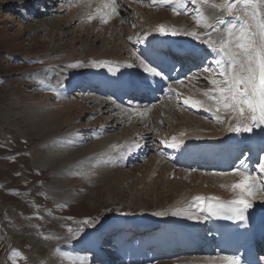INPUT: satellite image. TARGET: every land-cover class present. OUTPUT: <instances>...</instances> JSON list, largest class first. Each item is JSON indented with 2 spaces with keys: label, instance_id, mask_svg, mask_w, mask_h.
I'll use <instances>...</instances> for the list:
<instances>
[{
  "label": "rangeland",
  "instance_id": "obj_1",
  "mask_svg": "<svg viewBox=\"0 0 264 264\" xmlns=\"http://www.w3.org/2000/svg\"><path fill=\"white\" fill-rule=\"evenodd\" d=\"M33 1L0 0V264H49V254L52 251L59 252L58 247L62 248L65 243L76 241L78 234L91 228L102 231L111 223L118 221L139 219L146 212V206L150 207L147 212L152 213L158 203L151 199L162 195V192L156 191L140 173L132 172L134 164L145 166L146 160H142L141 165L140 161L132 164L133 160H130L123 169L116 167L112 170L111 166L104 162H99L97 166L95 158L103 154H100L99 150L98 153L92 152L97 139L92 137L93 132L90 130L81 131L86 139L75 144L77 145L75 148L81 151L82 155L77 152L70 158L60 157L59 152L58 164L50 167L54 152H50L47 142L44 141L47 139L51 141L53 137L41 138L39 136L41 134L33 130L32 118L28 116V112L31 111L28 110L29 105L36 106L38 101L33 100L34 96L42 95L51 75L56 88L67 78V74L64 73L65 61L72 53L74 57L71 64L83 60L86 52L81 50V43L86 48L94 47L100 51L106 49L107 44L105 46L103 34L101 40L96 41V37H93L87 41L85 34L88 31L83 28L84 26L81 28L78 22L74 21L66 30L67 21H73L70 8L73 4L70 5L65 0H53L54 5L49 10L41 6L35 20L29 18L26 10L23 16L21 3L30 6ZM215 2L222 1L209 0V3ZM138 9L141 10V5ZM144 9L148 11L147 7ZM9 13L11 19H8ZM134 22L138 25L136 28H143L142 24L139 25L136 20ZM106 25L104 33L111 34V26ZM189 25H192L194 30L191 28L189 30ZM189 25L184 24L187 31L200 33L201 27L196 26V29L194 24ZM126 28L128 32L130 24H126L124 29ZM53 29L57 30L55 44L52 42ZM139 36L141 37V31ZM77 39L83 40L77 44ZM134 51L136 52V49ZM54 89L51 92L52 96H55ZM79 96L69 95L70 98L76 99ZM161 109L158 107L155 113ZM99 116L103 115L87 116L79 123L86 125L90 121L97 130L96 135L99 136L100 125L97 122ZM125 124L121 121L108 123L105 125L106 133L110 136L113 133L112 136H116L128 130L129 135L132 129L129 124ZM72 127L64 129L57 135L59 145H56V148L71 150L72 146L68 142L72 137L70 130ZM140 128L138 126V129ZM90 158L93 159L90 161ZM95 165V169L106 165L112 175L102 180L94 179L90 169ZM60 180H70L71 183L66 187L55 186ZM85 220L88 221L87 224L83 223ZM40 249H44L45 253L40 254L38 252ZM186 260L176 259L156 264L179 261L184 263Z\"/></svg>",
  "mask_w": 264,
  "mask_h": 264
},
{
  "label": "bare ground",
  "instance_id": "obj_2",
  "mask_svg": "<svg viewBox=\"0 0 264 264\" xmlns=\"http://www.w3.org/2000/svg\"><path fill=\"white\" fill-rule=\"evenodd\" d=\"M49 1L53 4L55 0ZM33 2L34 4H40L43 3L44 0H34ZM47 2L48 0L46 3ZM125 3H127L125 0H117V4L119 5L117 9L119 10V13L124 16V18L118 17L115 19L112 16L107 18V24L111 26V34L110 32L106 34L104 33V24L100 22L98 17L92 19L91 21L88 20V15L90 13L94 14L98 8V4L95 2L87 3L82 1L81 3L73 4L70 7L72 8L71 11L73 21H67L66 30L74 24V21L78 22L81 28L84 26L83 28H86L88 31H86L87 33L85 34L87 36V41L91 40L93 37H96L97 41L103 34L105 39L104 41L106 42H103V44L105 43V46L107 44V47L106 49L103 48L101 51L94 47L88 48L87 45L86 48L85 45L81 43L83 39H77L76 43H81V50H84L86 53L84 54V57H82V61L75 62L73 64H79L81 66L75 68L66 67V65H70L73 62L74 54L72 53L65 61L66 72L64 73L67 74V78L63 80L62 83H59V85H57L58 88H56L54 87L55 82L52 80L53 75H51L47 80L46 88L42 91V95L34 96L33 100H37L38 102L36 103V106L31 104L29 105L28 110L30 109L31 111L28 112V116L30 115V118H32L31 127L35 132L42 135H39L41 138L45 139L47 136L53 137L51 141L47 138V140L44 141L47 142L46 144L48 149H50V152H54L53 163H50V167L58 164L59 159L57 157L59 152L61 153L59 155L60 157L68 156L70 158L77 152L79 155H82V152L75 148V146H77L75 144L84 142L86 139L85 135L81 133V131L85 132L86 130H90L91 133L93 132L92 137L97 139V144L92 152L96 153L99 150L101 151L99 152L100 154L107 153L111 157V160L104 163L111 166L112 170L116 169V167H122L123 169L128 163H130V160L136 161V155L137 153L140 154V148H142L144 153H146V164L141 167L134 165L132 172H134V174L140 173V176L143 179H147L156 191L162 192V195L156 196L155 199H151L154 203H158L157 208L154 212L148 213L147 210H149L150 207L146 206V212L143 213L142 217L138 216L140 217L139 219H129L125 222L118 221V223L112 224L107 229L110 230L112 229L111 227H123L133 231L134 228L141 229L151 226H157L158 228V226L164 225L169 227V231L172 234L185 238L190 233V230H193V227H197L199 223L204 222V217L199 211V206L193 198L195 196H202L204 198L215 197L231 201L235 198L231 185L239 180V176L235 175L233 172L222 175H212L198 171L186 172L176 169L170 165V163H172V158H165L164 156L167 150L172 152L175 148L168 147L165 142L172 143L173 137H193L200 140L203 138H209L211 141L217 143L240 134H243L245 138H249L251 136H257L264 126L254 128L251 132L237 133L228 130L230 123L232 125H235L236 123V120L232 119L229 113H225L223 111L216 113L215 109L207 111L213 114V121L215 119V114L220 117V120H217L220 122L219 124L213 121L209 122L210 120L207 118H199V116H196L199 114L198 112H200V110L204 109L192 108L191 106L185 105L183 101L190 96L195 99H205L202 94V90L211 87L206 79V76L210 75V73L196 75L192 77V79L185 81V83L181 84L178 88L174 87L171 99H166L159 106L162 108L159 110L160 112H157L156 114L155 112L157 109H153L146 118H142L141 116H143L144 113L142 114L139 111L124 112L123 110L117 108V106H113L109 101L101 99L99 96L85 97L80 95L77 99L74 97L70 98L69 95L72 88L86 87L87 89H90L88 85H83V78H96L99 74L103 75L107 68H112L116 71L130 70L134 68L135 71L142 72L143 66L140 61L143 59L140 54L147 46V38L151 39L152 37H155V35L163 38H169L172 36L171 39L174 40V43H176V41L189 42L191 44L201 43L208 49L202 40H198L191 35V37H186L189 31H187V28L184 27V24H194V27L197 26L195 20L193 19V16L195 15L193 9L195 6L190 3V0L187 5V14H184V10H181V14H176L172 10L173 5H161L159 3L153 4V0H142L141 2H138L139 6L141 5L142 10L138 9V12L131 13V11L127 9ZM21 4L22 6L20 8L24 16L28 5L24 2ZM146 7L148 8L147 12L144 9ZM152 7L154 8L152 9ZM203 10L205 15L210 18L214 15H222L219 9H213L205 6ZM129 13L133 15V18H135L139 25L142 24V29L136 28L138 25H136L134 19L128 18L130 17L128 15ZM135 16H138V18ZM8 19H11L10 13L8 14ZM126 20L129 22L128 24H130L128 32L127 28L124 29L122 24ZM160 25H164L166 29H174L178 34L172 35L170 32L162 33L159 31ZM191 29L194 30L193 28ZM56 31V29H53L54 35L52 36V42L54 44L57 42L55 38L57 35ZM140 31L141 37L139 36ZM201 31L204 32L205 29L201 27ZM201 31L200 33H203ZM65 36L67 37L68 35ZM110 43L113 44L112 47ZM109 48L110 50L108 51ZM135 49L136 52L134 51ZM92 52H94V54H91ZM125 55H127V58H125ZM84 62L86 64L83 65ZM93 62L97 64L100 62L104 63L103 66L94 67L92 66ZM211 63L212 62L208 65ZM212 67L214 68L215 65L213 64ZM66 74H63V76ZM182 87L185 89L182 90ZM52 88L57 90L56 91L54 89L55 96H52ZM75 93L77 92H73L72 95ZM52 98L56 100L53 101ZM44 109L46 111H44ZM178 113L180 115H178ZM95 114H102L104 116H99L100 118L97 121L100 125L98 132L99 136L96 135L97 130H95L89 120L86 125L79 123L80 121H84L87 116L92 117V115ZM114 117L115 119L116 117L118 119H112ZM90 120H92V118H90ZM114 121H121V123L124 122V124L126 123L125 125L129 124L132 132L127 135V130L125 133L123 132L122 134L120 133L116 136H112L113 133L111 136L108 135L105 130V125L108 123L113 124ZM138 126L139 128L141 126V128L138 129ZM70 127H72V129H70L72 131V137L69 136L70 138L68 143L72 146L71 150L69 148V150L56 148V145H59L57 142V135L59 133L61 134L64 129ZM142 132L147 138L142 135ZM155 133L157 135H155ZM182 133L183 135H181ZM148 135L151 136L149 137ZM144 139H149L151 143L159 142V146L156 148L157 154H154L155 152L153 151L151 156H148L150 155V150H148V148H144V144H141ZM121 146H123V148H121ZM129 148H131V151H129ZM41 154H43V150L41 151ZM47 157L49 159V156ZM139 157L141 158V156ZM261 163H264V158ZM96 165L98 166L99 162H97ZM96 165L90 169L91 173L94 175V179L102 180L112 175L106 165L100 169L99 167L95 169ZM139 169H143L144 171L141 172ZM261 174L264 176V173ZM70 183V180H60L58 185L56 184L55 186L66 187ZM252 205L258 207L259 209H264V194H262V192L255 194L252 200ZM177 210H181V214L173 215L172 213ZM156 213H164V215H157ZM100 234V232L94 231L93 228L78 234L76 241L65 243V246L62 248L58 247V249H60L59 252L52 251L49 254V264H80L81 259L85 262V264H94V261L92 260V252L95 248L92 247L91 243L93 242V239L96 241ZM123 234L128 237L129 240L141 237L135 236L136 234H132L125 229H123ZM180 241L184 242L183 240ZM52 250L54 249L52 248ZM38 252L40 254H44L45 250L40 249ZM220 260L222 259H203L201 257H195L191 258V260L187 259L184 263L183 261H179L170 264H219Z\"/></svg>",
  "mask_w": 264,
  "mask_h": 264
},
{
  "label": "snow or ice",
  "instance_id": "obj_3",
  "mask_svg": "<svg viewBox=\"0 0 264 264\" xmlns=\"http://www.w3.org/2000/svg\"><path fill=\"white\" fill-rule=\"evenodd\" d=\"M155 3L173 5L172 10L176 14H181V10H184V14L188 12L189 0H153V4ZM190 3L195 6L193 19L197 26L203 27L205 31L203 33L191 31L187 34L202 40L210 52L215 54L216 59L213 62L214 68L204 69L206 74L210 73L206 79L211 85L208 89L202 90L205 99H195L190 96L183 103L192 108H203L206 111L215 109L216 113L221 111L229 113L231 118L236 120L235 125L229 124V131L251 132L254 128L264 126V0H222L221 3L190 0ZM118 6L117 0H106L87 18L91 21L98 17L100 22L107 23V18L116 14ZM205 6L219 9L222 15L208 17L203 10ZM159 31L178 34L176 30L166 29L164 25L159 26ZM103 63L93 62L92 66H103ZM140 63L144 72L151 76L162 75L144 60ZM80 66L66 65L69 68ZM216 119L220 120V117L217 115ZM172 140V143L165 142L168 147L177 148L182 143V141L176 142V137ZM92 159L90 158V161ZM109 160L111 157L107 153L95 158V162ZM259 171L264 173V163L259 164ZM234 174L239 176V180L231 185L235 198L221 202L215 197L206 200L202 196H195L193 200L200 206L201 211L211 216H223L229 220H247L246 214L252 207L255 194L264 191V176L252 175L242 166L235 169ZM156 214L164 215V213ZM172 214L179 215L181 210ZM83 223L87 224L88 221L85 220ZM223 260L226 264H240L237 256H225ZM80 264L85 262L81 259Z\"/></svg>",
  "mask_w": 264,
  "mask_h": 264
}]
</instances>
